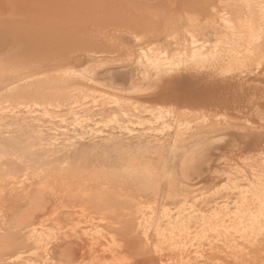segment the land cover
Wrapping results in <instances>:
<instances>
[{
    "label": "rangeland",
    "instance_id": "1",
    "mask_svg": "<svg viewBox=\"0 0 264 264\" xmlns=\"http://www.w3.org/2000/svg\"><path fill=\"white\" fill-rule=\"evenodd\" d=\"M5 99L0 264H264V0H0Z\"/></svg>",
    "mask_w": 264,
    "mask_h": 264
},
{
    "label": "bare ground",
    "instance_id": "2",
    "mask_svg": "<svg viewBox=\"0 0 264 264\" xmlns=\"http://www.w3.org/2000/svg\"><path fill=\"white\" fill-rule=\"evenodd\" d=\"M8 57H9V56H8ZM13 60H14V59H13ZM20 60H21V59H20ZM23 60H24V59H23ZM3 61H4V59H3ZM3 61H2V62H3ZM9 61H11V60H9ZM157 61H158V60H157ZM237 61H238V60H237ZM17 62H18V61H17ZM21 62H22V61H21ZM23 62H24V61H23ZM240 62H241V60H240ZM5 63H6V62H5ZM14 63H15V62H14ZM24 63H25V62H24ZM26 63H27V62H26ZM26 63H25V64H26ZM9 65H10V64H9ZM15 65H17V64H15ZM20 66H21V65H20ZM37 66H38V65H37ZM37 66H36V67H37ZM170 66H171V65H170ZM238 68H239V67H238ZM5 69H6V68H5ZM28 69H29V68H28ZM155 70H156V69H155ZM18 71H19V70H18ZM168 72H169V71H168ZM256 72H257V71H256ZM161 73H162V72H161ZM16 88H17V87H16ZM24 88H25V87H24ZM136 88H138V87H136ZM134 89H135V88H134ZM140 89H141V88H140ZM148 89H149V88H148ZM23 90H24V89H23ZM7 91H8V90H7ZM131 91H132V90H131ZM156 92H157V91H156ZM142 93H143V92H142ZM148 93H149V92H148ZM148 93H146L145 95H142V94L140 93L141 95H139V99H140V98H143V99L146 100L147 102H151V101H150V98H155V97H156V93H155L154 91H151L149 94H148ZM123 94H124V93H123ZM38 95H39V94H38ZM28 97H29V96H28ZM2 98H3V97H2ZM137 98H138V97H137ZM6 99H7V98H6ZM6 99L3 100V101H0V104H3L4 102H6ZM135 99H136V98H135ZM9 101H10V99H9ZM17 102H18V103H21V102H19L18 100H17ZM139 102H140V101H139ZM159 102H160V101H159ZM31 103H33V102L31 101ZM157 103H158V102H157ZM5 104H6V103H5ZM29 104H30V103H29ZM43 104H44V103H43ZM136 104H138V103H136ZM140 104H141V103H140ZM140 104H138V105H134V106H135V107H136V106H137V107H138V106L140 107ZM142 104H143V103H142ZM31 105H32V104H31ZM29 106H30V105H29ZM121 106H122V105H121ZM130 106H132V105H130ZM3 107H4V106H3ZM3 107H2V108H3ZM122 107H123V106H122ZM137 107L135 108V111H137ZM139 107H138V108H139ZM28 108H29V107H28ZM132 108L134 109V107H132ZM140 108H141V107H140ZM140 108H139V109H140ZM120 109H121V108H120ZM133 109H132V110H133ZM139 109H138V110H139ZM140 110H141V109H140ZM4 111H5V110H4ZM4 111H3V112H4ZM12 111H13V110H12ZM133 111H134V110H133ZM135 111H134V112H135ZM1 112H2V111H1ZM141 112H143V111H141ZM145 112H146V111H145ZM2 118H3V117H2ZM98 207H99V206H98ZM96 208H97V207H96ZM94 209H95V208H94ZM94 209H93V210H94ZM74 210H75V209H74ZM85 210H86V209H85ZM93 210H92V211H93ZM90 211H91V210H90ZM90 211L88 210L89 213H90ZM73 212H74V211H73ZM80 212L84 214V211L82 212V211L80 210ZM97 212H98V211H97ZM85 213H86V212H85ZM97 214H98V213H97ZM79 215H80V213H79ZM85 215H86V214H85ZM75 217H76V216H75ZM84 217H85V216H84ZM90 217H92V216H90ZM96 217H97V216H96ZM80 218H81V216H80ZM82 218H83V217H82ZM82 218H81L80 220H82ZM77 219H78V218H77ZM83 222H85V221H83ZM83 224H84V223H83ZM84 225H85V224H84ZM91 244H92V243H91ZM89 249H91V248H89ZM87 251H88V250H87ZM81 252H82V251H81ZM90 252H91V251H90ZM51 254H52V253H51ZM81 254H82V253H81ZM88 255H90V253H89Z\"/></svg>",
    "mask_w": 264,
    "mask_h": 264
}]
</instances>
